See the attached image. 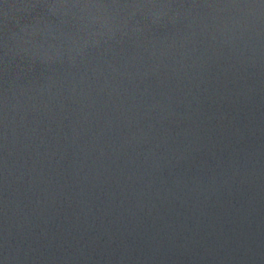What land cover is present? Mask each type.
Returning <instances> with one entry per match:
<instances>
[{
	"label": "water",
	"instance_id": "obj_1",
	"mask_svg": "<svg viewBox=\"0 0 264 264\" xmlns=\"http://www.w3.org/2000/svg\"><path fill=\"white\" fill-rule=\"evenodd\" d=\"M0 264H264V0H0Z\"/></svg>",
	"mask_w": 264,
	"mask_h": 264
}]
</instances>
